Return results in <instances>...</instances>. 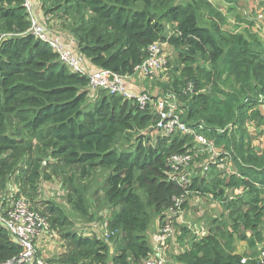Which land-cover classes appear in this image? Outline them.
<instances>
[{"label":"trees","instance_id":"obj_1","mask_svg":"<svg viewBox=\"0 0 264 264\" xmlns=\"http://www.w3.org/2000/svg\"><path fill=\"white\" fill-rule=\"evenodd\" d=\"M39 1L45 23L55 19L96 69L135 77L153 43L183 50L181 80L159 86L182 103L184 122L203 125L206 138L231 154L235 169L222 178L214 167L208 179L195 178L186 188L212 195L227 217L214 219L209 233L176 254L174 264H264L255 251L264 248V145L255 149L244 140L248 119L258 122L264 136L259 38L226 29L225 18L206 0ZM203 9L210 21L202 14L200 24ZM29 28L21 0H0V206L23 199L31 210L47 213L51 230L64 231V251L50 261L143 264L153 253L149 210L161 213L185 191L168 182L167 161L189 149L191 138L156 135L155 117L133 100L103 91L92 96L88 76L70 72ZM188 83L194 87L185 93ZM99 175L101 184L93 186ZM44 182L59 184L65 203L82 219L92 218L101 199L111 210L107 241L78 235L61 208L38 200ZM226 189L241 193L229 199ZM236 241L249 252H235ZM20 252L0 224V264Z\"/></svg>","mask_w":264,"mask_h":264},{"label":"built area","instance_id":"obj_2","mask_svg":"<svg viewBox=\"0 0 264 264\" xmlns=\"http://www.w3.org/2000/svg\"><path fill=\"white\" fill-rule=\"evenodd\" d=\"M22 7L28 15L30 23L29 32L40 42L46 44L57 56L58 61L64 65L70 72L88 76L87 89L92 96L103 91L110 95H118L127 100H133L139 110L149 111L155 117L152 128L161 137L174 138L179 134L191 138V146L184 153L174 154L167 161V179L168 182L185 189L184 193L172 199L171 205L162 211V216L158 223L157 239L159 247L157 256L150 255L143 264H167V260L163 254L162 248L166 242L176 235L175 225L181 224L185 228H194L195 218L189 219L190 210H186V206H190L188 198L196 193L202 195L198 191L186 190L192 185L195 178L208 179V175L215 167L221 168L223 160L231 161L230 153L225 151L223 147L217 148L213 140H209L203 134V125H189L182 120L181 102L173 94H162L153 96L147 92H141L138 95H131L127 91L126 80L128 77L121 76L109 70L97 69L93 73H87L84 69V57L79 51L72 49L70 46L64 45L57 39L52 37L45 21H41L33 13L37 0H21ZM259 22L264 25V12L257 15ZM47 21V20H46ZM168 46L166 44L156 42L148 48L146 59L135 68V74L143 77L156 76L163 71L167 60L164 54ZM193 84L188 83L185 93L193 90ZM264 108V107H263ZM232 128V127H230ZM222 133L223 130H217ZM202 155H207V160L203 164H199L198 159ZM234 173V172H233ZM232 173V174H233ZM231 175V174H230ZM228 177V176H227ZM224 178V176H222ZM239 189H226L225 197L234 198L233 195L240 194ZM203 197H211L207 194ZM219 203V202H218ZM192 223V224H191ZM0 224L8 231L13 240L20 246L21 252L18 256L3 264H61L59 262L46 260L45 255H38L37 240L41 237L57 238L54 231L51 230L46 219L28 208L27 203L23 199H11L5 205L4 210L0 206ZM50 236H47V233ZM198 242L204 237V230H193ZM109 233L105 232L107 238ZM50 241V240H49ZM52 242V241H50ZM162 245V246H161ZM260 263L264 261V251L258 257ZM245 260L242 261L244 263Z\"/></svg>","mask_w":264,"mask_h":264},{"label":"rangeland","instance_id":"obj_3","mask_svg":"<svg viewBox=\"0 0 264 264\" xmlns=\"http://www.w3.org/2000/svg\"><path fill=\"white\" fill-rule=\"evenodd\" d=\"M178 3H184L186 0H177ZM209 4L212 5L213 9L220 15H222L225 18V26L226 29L229 31H232L234 33H240L248 37V32L243 31L239 28L238 25L234 24H229L230 22H235L237 20L238 24H241L243 21L250 25L253 29L256 28V25L259 24V21L257 19V15L261 12H264V0H237L232 3H228L225 0H206ZM242 11L244 15L241 18H237V14ZM214 15L216 16L215 12L213 11ZM203 14L202 19L206 22H209L210 19L207 16L211 15L207 10L203 9L200 11V24L201 23V15ZM226 15V16H225ZM53 20V19H52ZM51 20V21H52ZM49 27L50 25L47 24ZM264 34V32H261ZM259 37V36H258ZM260 38V37H259ZM183 50H175L170 47H167L166 50L164 51V54L166 56L167 63L161 71L158 76L164 77L167 79L166 82H157L158 83H168L171 84L175 80H181L180 77V72L183 68V64L181 62V55H182ZM199 66L205 67L203 64V61L199 59ZM157 76H150V78H156ZM157 81V80H155ZM165 85V84H160ZM160 88V87H159ZM161 92V89H160ZM163 93V91L161 92ZM202 93L207 94V89L205 87H202ZM182 106V103H181ZM261 114L264 117V108L261 106L259 108ZM247 133L244 137V140L246 143H248L251 147L257 149L261 148L264 145V136L261 134V130L258 127V122L256 120H247ZM156 135H158L156 133ZM239 138V137H238ZM208 156L207 155H202L199 159L198 162L199 164H203L205 160H207ZM229 160H223L222 163L223 166L221 168H217L219 173H221L224 177L229 176L234 172V165L230 161L227 163ZM103 179V175H99L97 178H95L91 184L93 186H97L101 184L100 180ZM235 196V195H233ZM64 192L62 191L61 187L59 184H53V183H47L44 182L41 185V192L38 200L41 201H46L50 204L53 203L56 207H59L62 209L66 217L72 222V228L73 230L78 234H85V235H92V236H97L98 238H101L102 240L107 241L105 237V232H106V222L109 219L110 215V208L105 205L101 201H97L91 208L92 211V218L90 220L87 219H82L80 218L74 211L70 209V207L65 203L64 200ZM92 201L94 202V198L91 197ZM50 202V203H49ZM92 202V203H93ZM28 208L29 205L31 204L29 202H26ZM188 203H190V206H186L185 209L188 211L190 210L191 214L189 216V219L191 220L192 218L196 219V222L194 224L195 230H204V235L206 236L207 233H209L210 228L212 227V221L214 219H226L224 216L227 217V211H225L224 207H222V204L216 202L213 200L211 197H203V195H197L196 193L192 194L188 198ZM33 209V208H32ZM4 210V208H2ZM34 210V209H33ZM36 213H40L42 217H44L46 220L48 218L47 213L41 209L40 211H34ZM43 213V214H42ZM149 213L151 215V223L149 227V232L147 234L148 238H151L153 235V232L159 229L158 223L160 217L162 216L161 213H155L153 210H149ZM224 215V216H223ZM192 224V223H191ZM175 231L176 235L169 239L166 244L162 248H166V252L169 254V258H167V264H174V259L173 257L176 254H179L183 251H188L191 249L193 244L196 241V235L193 232L194 228H185L181 224H176L175 225ZM57 238H51L50 241L54 242L57 244V248L54 250V252H49L47 250V253H50L51 255H45L48 258H44L46 260H49V258L55 259L61 252L64 251V246H65V241L62 239L64 231H59V229L55 228L52 229ZM50 233H47V236ZM247 235L250 236V233L247 232ZM204 236V237H205ZM203 238V237H202ZM109 242V241H108ZM62 244V246H61ZM110 248L112 250V253L114 252V247L111 244ZM243 248L245 250H243ZM43 250L38 249V255L43 258L42 255ZM255 251L257 252V255L260 256L261 253L264 251V248L262 245H259L256 247ZM235 252L238 253H248L249 250L247 248V245L244 241H236L235 243Z\"/></svg>","mask_w":264,"mask_h":264},{"label":"crops","instance_id":"obj_4","mask_svg":"<svg viewBox=\"0 0 264 264\" xmlns=\"http://www.w3.org/2000/svg\"><path fill=\"white\" fill-rule=\"evenodd\" d=\"M33 13L36 16V18H38L41 21H44L43 6L39 0H37L35 3ZM238 14L241 17L244 15V13L242 11H240ZM48 24L50 25V27L47 25V30L52 37L57 38L64 45V47L70 46L72 49L78 51L76 44H75V41H74L73 37L71 36V34L68 33L67 30L61 29L59 27V25L57 24V21L55 19H53L52 21H49ZM229 24L238 25L241 30L255 34L257 37L259 36L260 37V38L258 37L259 40L264 44V34L261 33L262 31L264 32L263 23L259 22V24L256 25L255 29H253L250 25H248L244 21L241 24H238L237 20H235V22H230ZM83 67L88 74L93 73L97 70L88 60H84V66ZM156 76H157L156 78H150V77H143V76L136 75L135 77L128 78L126 80L127 91L131 95H134V96L138 95L141 92H147L153 96L162 95L163 93H161L162 90L160 92L161 88H159L160 87L159 85L163 84V83L157 84V82L158 81L159 82H166L167 79L164 77H160L158 75H156ZM155 80H157V81H155ZM157 233H158V230L153 232V235L151 238H148V242L153 249L152 255H155V256H157V254H158L157 249L159 247V243H158V239H157V236H158ZM49 238L50 237H41L37 240V247L39 250H43L42 254H44V255H51L50 253H47L48 252L47 250H49V252H54V250L58 246L54 242H50ZM61 246H62V244H61ZM243 250H245V249L243 248ZM163 254H164L166 259L169 258V254L166 252V248H164Z\"/></svg>","mask_w":264,"mask_h":264}]
</instances>
